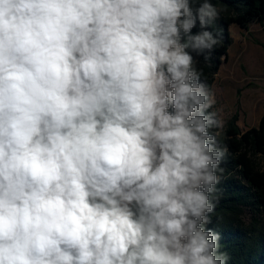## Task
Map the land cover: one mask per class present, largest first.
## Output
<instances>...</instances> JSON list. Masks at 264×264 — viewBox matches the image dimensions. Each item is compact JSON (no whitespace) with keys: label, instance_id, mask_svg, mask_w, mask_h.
<instances>
[{"label":"clouds","instance_id":"clouds-1","mask_svg":"<svg viewBox=\"0 0 264 264\" xmlns=\"http://www.w3.org/2000/svg\"><path fill=\"white\" fill-rule=\"evenodd\" d=\"M218 18L0 0V264H227L206 225L229 148L193 56L222 44Z\"/></svg>","mask_w":264,"mask_h":264},{"label":"trees","instance_id":"trees-1","mask_svg":"<svg viewBox=\"0 0 264 264\" xmlns=\"http://www.w3.org/2000/svg\"><path fill=\"white\" fill-rule=\"evenodd\" d=\"M211 2L218 9L219 18L209 30L214 34L222 31L223 42L212 51L208 62L204 60L207 53L201 55L193 53L197 60L194 67L201 72V80L208 85L210 91L233 43L230 26L236 24L243 30H248L253 22L264 23V0H211ZM199 30L197 24L193 33ZM238 121L239 114L236 112L218 130L220 132L218 139L228 146L229 155L221 165L225 171L217 185L219 200L214 212L210 214L211 222L206 228L223 232L224 241L226 238L232 241L236 238L240 242H245L239 239L241 231H246L251 237L259 234L254 238L258 240L264 235V115L257 127H250L244 131L238 126ZM246 214H250L249 224L244 220ZM258 240H254L253 245L258 244ZM220 250L227 252L222 246ZM262 255L261 253L263 259ZM227 264L241 263L238 259L230 258Z\"/></svg>","mask_w":264,"mask_h":264},{"label":"rangeland","instance_id":"rangeland-1","mask_svg":"<svg viewBox=\"0 0 264 264\" xmlns=\"http://www.w3.org/2000/svg\"><path fill=\"white\" fill-rule=\"evenodd\" d=\"M230 33L233 43L211 88L215 99L213 110L223 124L238 112L245 129L256 122V117L264 108V23L253 22L248 30L233 24ZM244 220L249 224L250 214H246ZM217 232L221 237L219 243L225 247L230 258L238 259L241 264H264V235L258 240L254 238L259 234L251 237L246 231H241L239 239L245 242L236 238L224 241L223 232ZM254 240L259 243L253 245Z\"/></svg>","mask_w":264,"mask_h":264},{"label":"crops","instance_id":"crops-1","mask_svg":"<svg viewBox=\"0 0 264 264\" xmlns=\"http://www.w3.org/2000/svg\"><path fill=\"white\" fill-rule=\"evenodd\" d=\"M262 60L264 61V56L262 58ZM264 115V108L262 109L261 111V114H259L257 117H256V122L252 125H248L245 129L242 127V124H241V119L239 118V121H238V126L241 128V130H247L248 128L250 127H257L260 123V120L262 118V116Z\"/></svg>","mask_w":264,"mask_h":264}]
</instances>
